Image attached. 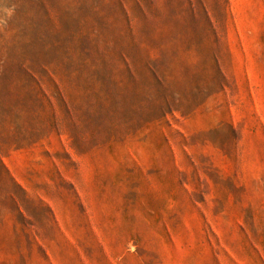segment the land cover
Instances as JSON below:
<instances>
[{"label":"rangeland","instance_id":"obj_1","mask_svg":"<svg viewBox=\"0 0 264 264\" xmlns=\"http://www.w3.org/2000/svg\"><path fill=\"white\" fill-rule=\"evenodd\" d=\"M0 264H264V0H0Z\"/></svg>","mask_w":264,"mask_h":264}]
</instances>
